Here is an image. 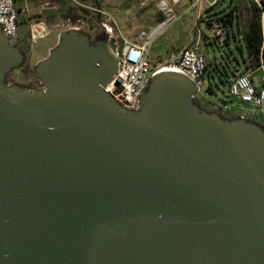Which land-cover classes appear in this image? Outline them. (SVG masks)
Segmentation results:
<instances>
[{
  "label": "water",
  "instance_id": "1",
  "mask_svg": "<svg viewBox=\"0 0 264 264\" xmlns=\"http://www.w3.org/2000/svg\"><path fill=\"white\" fill-rule=\"evenodd\" d=\"M23 61L0 33V264H264V128L174 71L126 112L107 36L61 33L37 89Z\"/></svg>",
  "mask_w": 264,
  "mask_h": 264
},
{
  "label": "rangeland",
  "instance_id": "2",
  "mask_svg": "<svg viewBox=\"0 0 264 264\" xmlns=\"http://www.w3.org/2000/svg\"><path fill=\"white\" fill-rule=\"evenodd\" d=\"M16 0L15 7L21 4L26 7V13L17 16V41L15 46L24 56L23 64L5 77L7 85L20 88L37 89L40 82L35 74V67L48 52L55 47L59 35L70 28H77L87 35L90 41L97 36H106L100 23L103 16H98L86 7L103 9L114 21L113 27L118 34L128 42L133 41L142 33L149 36L165 16L159 11V2H165L172 7L175 18L164 28L151 37L148 48V58L155 61L157 57L167 61L171 53L186 46L197 44L205 58L208 72L201 80V90L195 102L202 100L209 104L224 120H233L243 116L251 121L252 108L240 104L228 95L229 82L233 75L244 69L247 60L241 32L247 28L251 18V10L246 0H181L172 6L171 0ZM231 21L228 22V14ZM235 13L239 14V19ZM70 15V16H67ZM75 17V22H72ZM226 22V23H225ZM219 23L227 32L226 36L216 37L208 24ZM230 23V24H229ZM262 23V38H264V17ZM39 25L45 32H39L32 40L30 27ZM232 25V26H230ZM36 30L39 29L36 27ZM118 50L120 45L117 44ZM168 66L167 64L164 65ZM244 73L250 74L245 68ZM264 72L252 75L255 88L264 86ZM251 77V74H250ZM197 97V96H196ZM256 118L261 121L257 113Z\"/></svg>",
  "mask_w": 264,
  "mask_h": 264
},
{
  "label": "built area",
  "instance_id": "3",
  "mask_svg": "<svg viewBox=\"0 0 264 264\" xmlns=\"http://www.w3.org/2000/svg\"><path fill=\"white\" fill-rule=\"evenodd\" d=\"M16 0H0V33L5 37L9 44L15 46L17 41V16L26 13V7L21 4L15 7ZM75 5L81 6L75 0H71ZM216 2L217 0H213ZM255 3L261 9L260 0H249ZM181 0H171L172 6H176ZM201 0H194V4ZM159 11L165 16L164 20L158 25L149 36L143 33L139 35V44L128 42L123 36L118 34L113 27V19L99 7H86L92 13L103 16L100 26L111 42L112 54L116 59V75L112 82L104 89L105 93L120 108L128 113H137L140 110L141 96L147 91L151 80L163 70L171 69L180 73L196 83L201 89V80L205 77L206 61L198 45L186 46L182 48L177 58L168 66H152L148 58V48L152 35L166 27L174 18L172 7L165 2H159L157 5ZM36 27L39 31L36 30ZM76 29L77 28H70ZM212 29L216 37L226 36V32L219 24H213ZM39 32L45 31L39 25H32L30 33L32 40ZM117 44L120 45L118 50ZM264 72V66H261ZM264 81V76H262ZM230 98L237 100L240 104L249 105L252 108L251 121L264 128V86L255 88L250 74L240 72L236 73L231 79L228 88ZM260 115L261 121L256 118ZM240 118L246 119L243 116Z\"/></svg>",
  "mask_w": 264,
  "mask_h": 264
},
{
  "label": "trees",
  "instance_id": "4",
  "mask_svg": "<svg viewBox=\"0 0 264 264\" xmlns=\"http://www.w3.org/2000/svg\"><path fill=\"white\" fill-rule=\"evenodd\" d=\"M246 1H248V3L250 4L249 9L251 10V18L250 21L248 22L247 28L241 32L240 37L243 41V45L247 56V60H244L245 64L247 62L245 68L250 71H256L260 69L261 66H264V38H262V23H261L262 17H264V0H260L261 9H259L255 3L249 0ZM227 16L229 18V20L227 21L230 22L231 13H229ZM235 16L237 19H239L238 13H235ZM75 20L76 18L72 17V22H75ZM208 25L212 27L213 24L210 23ZM226 38H228L227 32H226ZM205 72L206 73L208 72L207 65L205 68ZM234 76L235 74L233 75V77Z\"/></svg>",
  "mask_w": 264,
  "mask_h": 264
},
{
  "label": "crops",
  "instance_id": "5",
  "mask_svg": "<svg viewBox=\"0 0 264 264\" xmlns=\"http://www.w3.org/2000/svg\"><path fill=\"white\" fill-rule=\"evenodd\" d=\"M247 2H248V1H247ZM138 37H139V36H138ZM138 37L135 38L133 41H131V43L139 44ZM183 48H184V47H183ZM181 49H182V48H181ZM181 49H180V50H181ZM176 50H177V49H175V50L171 53V56H170L169 60H167V61L161 59L160 57H157L155 61H150V60H149V62H150V64H151L152 66H162V67H164V65H166V64H167V65H170V64H171V63L177 58V56H178V54H179V52H180V50L177 51V52H176ZM246 64H247V62H246ZM246 64H245V66H246ZM245 66H244V69L241 70L240 72L245 71ZM165 67H166V66H165ZM259 71H261V68L258 69V70H256V71H250L251 78H252V75H253V74H255V73L259 72ZM196 98H198V96L195 97V99H196ZM198 100H199V102L197 103V105L199 106L200 109H202L203 111H206V112H208V113H216L215 109H213V107H211L209 104L204 103V102H203L202 100H200V99H198ZM216 114H217V113H216ZM238 117H239V116H238ZM236 118H237V116H236Z\"/></svg>",
  "mask_w": 264,
  "mask_h": 264
},
{
  "label": "flooded vegetation",
  "instance_id": "6",
  "mask_svg": "<svg viewBox=\"0 0 264 264\" xmlns=\"http://www.w3.org/2000/svg\"><path fill=\"white\" fill-rule=\"evenodd\" d=\"M102 39H103L102 37L97 36V37L95 38L94 41H91V43H92V45L96 46V43H97L99 40H102Z\"/></svg>",
  "mask_w": 264,
  "mask_h": 264
},
{
  "label": "bare ground",
  "instance_id": "7",
  "mask_svg": "<svg viewBox=\"0 0 264 264\" xmlns=\"http://www.w3.org/2000/svg\"><path fill=\"white\" fill-rule=\"evenodd\" d=\"M153 36V35H152ZM171 71H173V70H171V69H165V70H163V72H171Z\"/></svg>",
  "mask_w": 264,
  "mask_h": 264
}]
</instances>
